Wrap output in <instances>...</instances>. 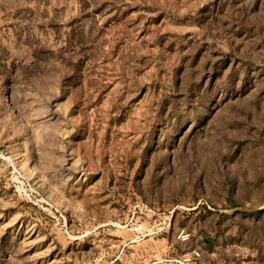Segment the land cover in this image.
<instances>
[{
  "label": "rangeland",
  "instance_id": "obj_1",
  "mask_svg": "<svg viewBox=\"0 0 264 264\" xmlns=\"http://www.w3.org/2000/svg\"><path fill=\"white\" fill-rule=\"evenodd\" d=\"M193 250L264 264V0H0V264Z\"/></svg>",
  "mask_w": 264,
  "mask_h": 264
},
{
  "label": "built area",
  "instance_id": "obj_2",
  "mask_svg": "<svg viewBox=\"0 0 264 264\" xmlns=\"http://www.w3.org/2000/svg\"><path fill=\"white\" fill-rule=\"evenodd\" d=\"M191 234L189 232H185L184 230L180 232L178 239L181 242H187L190 240ZM181 264H204L202 260V254L199 250H193L190 252L183 260L180 262Z\"/></svg>",
  "mask_w": 264,
  "mask_h": 264
}]
</instances>
